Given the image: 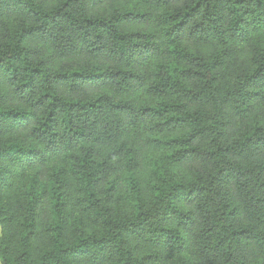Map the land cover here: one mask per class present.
<instances>
[{"label": "trees", "instance_id": "obj_1", "mask_svg": "<svg viewBox=\"0 0 264 264\" xmlns=\"http://www.w3.org/2000/svg\"><path fill=\"white\" fill-rule=\"evenodd\" d=\"M0 264H264V0H0Z\"/></svg>", "mask_w": 264, "mask_h": 264}, {"label": "rangeland", "instance_id": "obj_2", "mask_svg": "<svg viewBox=\"0 0 264 264\" xmlns=\"http://www.w3.org/2000/svg\"><path fill=\"white\" fill-rule=\"evenodd\" d=\"M158 159H162V156L159 153L153 152L151 149L147 150L143 154L142 166H141V169L137 172V176L145 177V175H148V173H150V171L153 167V164ZM128 194H129L128 192L123 191V197L125 200L127 199Z\"/></svg>", "mask_w": 264, "mask_h": 264}]
</instances>
